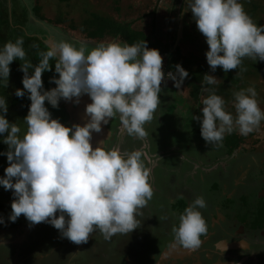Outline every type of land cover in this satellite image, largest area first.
I'll use <instances>...</instances> for the list:
<instances>
[{
	"label": "clouds",
	"instance_id": "9594fccd",
	"mask_svg": "<svg viewBox=\"0 0 264 264\" xmlns=\"http://www.w3.org/2000/svg\"><path fill=\"white\" fill-rule=\"evenodd\" d=\"M186 4L185 12L191 11L206 38L212 72L217 67L224 72L240 69L244 58L264 61V25L253 21L241 0H186ZM23 45V37H18L0 47V82L7 86L11 63L23 61V89L15 95L24 97L27 92L31 101L21 137L18 124L6 118V98L0 96V135L7 133L3 143L8 146L0 155L9 162L0 186L12 190L14 197L9 220L15 222L23 214L32 225L48 223L76 244L86 243L95 231L105 239L131 233L154 195L144 153H122L118 146L107 148L105 141L93 148L92 134L119 115L122 130L142 140L161 103L162 82L171 79L179 89L189 73L178 64L166 77L162 55L146 40L101 42L91 49L61 40L41 52L35 65L27 60ZM53 59L59 76L50 78L56 87L45 90L42 74L52 70ZM204 83L214 85L217 78L205 74ZM204 91L208 95L202 99L201 135L207 144L222 146L226 134L238 131L247 136L264 122L254 86L234 92L235 114L226 110V101L214 89ZM83 94L92 101L85 109L90 119L83 126H65L45 106L47 101L58 108L61 99L76 98L79 103ZM206 206L203 196H197L180 214L173 228L178 245L190 250L201 246L208 226L200 209Z\"/></svg>",
	"mask_w": 264,
	"mask_h": 264
},
{
	"label": "rangeland",
	"instance_id": "374dc122",
	"mask_svg": "<svg viewBox=\"0 0 264 264\" xmlns=\"http://www.w3.org/2000/svg\"><path fill=\"white\" fill-rule=\"evenodd\" d=\"M0 3L3 4L1 7L8 9L9 13L7 14L9 18V31L5 33V35H7L5 39H8L9 41H15L18 37H23L24 39L27 36H37V38H39L40 41H43V44L45 45L47 43L44 41L48 42L51 41V39L53 44L61 40H66L77 46L84 44L89 49L95 47L101 42H122L120 39H112L111 37H105L100 40H92L86 37L88 29L85 24L93 14H96L103 18L112 19L121 24L130 23L132 29L142 31L152 40L159 41L161 45H163V48H171L172 53L178 49L179 54L177 55V53H175V55H177L175 56L176 61L179 64L181 61L193 62L190 64L189 68L194 70L197 76L203 77V84H201L200 81L197 82L199 86L201 85L198 94V101L193 99L189 87L182 85L181 88L177 89L171 79H166L165 82H162V91L164 90V92L170 93L166 97L167 102L165 108L167 113L163 120L164 125L167 127H165V129L159 124L158 133L154 137L153 133L155 130L152 129L153 125L152 122H150L145 126L148 135L139 142L141 148L144 147L146 150L151 149L153 152L161 149H168L166 151L167 155L157 154L154 157L153 164L144 161L146 167L150 169V183L153 187L154 195L146 206V213L141 216V219L138 217L139 227L143 224H149L150 227H154L149 228V230L154 231L148 233V236L156 234L153 239H148L146 249L152 250V246L157 240L158 242L162 241L160 239L161 234L164 235V231L170 232L169 230H166L167 227L163 228V223L165 225L167 221L168 225L172 223L173 226H178L180 214H182L190 204L189 201L186 199L184 200L183 193L176 195L179 193L174 191L177 186H181L182 192L188 193L189 199L192 201L197 196H203L205 201H208L209 208L214 209L216 212L222 210L221 205H223V200L225 198L220 195L218 190L213 192L210 186L212 182L221 178L220 181L224 180L227 184V190L230 191L229 188L232 189L230 184L233 178L232 176L227 175L228 161L231 158L244 160L246 165L250 164L252 169L250 177L252 180H255L261 172L263 173L264 122L261 123L256 131L247 136L240 135L239 132L236 131L238 136L242 137L244 141L230 158L222 155L216 157L215 153H213L215 150L212 148L214 145L205 143L201 133L197 132L196 134H193V130L201 128L202 99L208 95V92L204 91L205 88L214 89L216 94L226 101V110L235 114V108L233 106L234 92L254 86L258 93L257 99L260 103V107L264 110V77L261 76L264 73V69L261 67L259 68L256 65L257 70H255V72H249L246 70L248 65H255L256 62H261V64H263L264 61H254L251 58H244L240 69H232L228 72H224L221 67H217L216 71L212 72L206 59V52L209 50V46L206 43V38L198 30L191 11L185 12V8L187 7L186 0H0ZM241 3L243 4L245 11L253 12L252 19L253 21H256L257 25L264 23V0H241ZM252 3L256 6V8H254L255 10L253 9ZM4 4L6 7H4ZM34 7L36 11L39 10L38 15L41 16L43 21L39 20L34 14ZM180 23H182L181 37L177 39ZM182 34H186V40L184 41H181ZM38 35H41L44 40L38 37ZM175 35L176 39L174 40ZM25 44L27 45V43L24 42V47ZM162 57L163 64H165L168 59L165 54ZM11 65L14 66L13 63ZM15 65L16 67L12 68L13 70L11 74L14 75L16 73L14 76L19 77V79H8L7 86L4 85L5 91L6 88L9 90V95H7V97L11 99L10 101H6L12 103L13 99L15 100V102L13 101V105L8 104L9 107H13V111H7L6 118L10 123L18 124L21 128L19 135L22 137L27 130V124L24 119L29 112L31 101L28 98L29 94L27 92H25L24 97H17L15 95L17 89H23L22 79L24 76V73L18 68L19 63H16ZM163 70H165L164 67ZM245 71L246 73H244ZM32 73L33 70H29V75ZM168 73L169 71L165 74L166 77ZM205 74L214 75L217 78V83L214 85L205 84ZM227 76L230 77L226 79ZM50 78L51 77L47 73L42 74L45 90L53 88L52 83H50ZM236 79L237 81L239 80L237 83L235 82ZM168 102L173 104L170 105ZM163 105L164 102H161L159 106L164 107ZM45 106L48 107L51 112L52 118L58 119L66 126V118L60 114L62 113L60 112L61 105H59L58 108H53L46 101ZM177 110L178 113H181L182 115V121H180L181 119H178L176 117L177 115H175ZM154 117L157 118V116ZM194 117H201V120H199L198 123H195L197 119H194ZM116 120L118 121V124L113 126V130H115L116 135L119 136L121 135L122 130L119 115L116 116ZM154 121L156 123L157 119ZM178 122H184L183 127ZM6 135L7 133L0 135V153L8 151V146L3 143V139ZM130 142L131 140L126 141L123 144L124 147L128 149L130 147V150L133 151L135 146H130ZM167 142H180L181 144L178 147L173 146L174 143L167 145ZM145 149H143V152H145ZM173 152H177V155L173 158L176 160L177 157V161L164 157L173 156L171 155ZM8 166L9 162L7 161L6 155H0V177L5 175V169ZM216 167L220 169L216 172L217 174L214 173ZM198 168H203V170L198 172ZM169 169H172L171 175H173L171 178L174 179L176 183L173 182L172 179L165 177ZM200 179H202L203 184H206L205 189L199 187V183H201ZM170 184H173L175 188L170 197L167 198L165 192ZM1 187L0 218L3 219L4 223H0V233L6 232L8 236H11V239L17 238L21 233V230L18 227L13 230H8V228L5 229L10 224H13V222L9 220V216L12 212L11 203L14 199L12 190L6 191L3 186H0V188ZM157 189L158 193H156ZM242 189H244V187H242ZM173 195H176L174 199ZM178 200H182V203H186L188 206L186 208L178 207L175 212H172L171 206L172 204L174 205V203L176 204V201ZM200 211L206 219L209 229L212 224L211 217L214 214L211 213L212 215H206V208L200 209ZM144 216H146V218H144ZM142 221L143 224H141ZM15 222L19 224H31L23 214L18 217ZM157 231L159 233H157ZM171 231H173V229H171ZM50 233V230L46 229L42 235H40L39 241L43 240L44 243L48 241ZM137 233L136 230L131 232L133 240L137 238ZM129 236V234H117L111 239H105L102 234H99L102 243H100V247L97 249V264H119V261L122 260V258H120V256H110L112 254L111 250L114 248L117 252L123 241H129L128 239L131 237ZM262 239L264 238L261 236L256 240L246 236L248 245L243 250L245 253L242 251L243 253L240 254L239 252L241 250L237 247L238 244L234 243L233 254L243 257L246 255L248 257L246 264H264V243ZM170 241H173L174 243L176 242L175 235H172ZM210 241L213 244L216 240L211 239ZM40 245L41 242L34 247L28 245L32 250L30 251L32 252L30 259L34 262L42 258L40 257L41 253L47 255L48 252L51 251H44V248H40ZM46 245L49 246L48 244ZM54 248L57 251L50 261L59 258V263H65L71 255L70 248L74 249V242L63 237L61 234H58L55 238ZM132 248L142 249V247L135 241L132 244ZM13 250V248L10 249L6 246H0V264H5L2 262L4 261V256ZM34 251L35 253H33ZM58 253H60V256H58ZM253 256H255L256 259L251 263L249 262V258Z\"/></svg>",
	"mask_w": 264,
	"mask_h": 264
},
{
	"label": "flooded vegetation",
	"instance_id": "af4514ba",
	"mask_svg": "<svg viewBox=\"0 0 264 264\" xmlns=\"http://www.w3.org/2000/svg\"><path fill=\"white\" fill-rule=\"evenodd\" d=\"M51 42L53 43L52 39ZM166 64L167 62L163 64V67L165 68L164 71H166L165 74L168 72L166 70ZM162 92H164V90L161 91V93ZM164 94L168 95L169 92L167 93L164 92ZM64 102L65 100L61 99L59 105H61V108H64L63 110L67 112ZM165 105L166 103H164L163 105L164 107L157 108L154 115L157 116V118L154 117V119L151 121L153 125L152 129L155 130V132L153 133L154 137L158 133L159 124L160 126L162 125L164 128L167 127L166 125H164V121H163L165 119L164 117H166L165 114L167 113ZM73 109H77L75 105H73ZM177 113L178 110L175 113V115H177ZM65 117H66V122H65L66 126L71 127L77 124L71 114H69L68 117L67 116ZM155 119H157L156 123L154 121ZM178 123L183 127L184 122L183 123L178 122ZM117 124L118 121L116 120L115 117L112 120H110L107 125H104V130L107 131V135L104 136L102 141H105L106 147L110 149L118 146L122 153L131 152L130 150L131 148L129 147L128 149L124 147L123 144L124 142L131 140L130 146H135L134 150H141L143 152V149L145 148L140 147L139 142L141 140H137L134 139L133 137H130L123 130H121V135L119 136L116 135V131L113 130V126H116ZM173 143L167 142V145H171ZM180 144H181L180 142L179 143L175 142L173 146L179 147ZM167 150L168 149L166 150L161 149L154 152L153 154L151 153L152 151L150 152V150L145 149V152H143L144 161L153 164L154 157L157 154L167 155L166 152ZM171 155L173 156H169V157L164 156V157L171 158L173 161L178 160L177 157L176 160L173 159L177 155V152H173L171 153ZM227 157L230 158L232 156H227ZM214 163H218V162H214ZM201 170H203V168L197 169L198 172H200ZM218 170L220 169L216 167L214 169V173L217 174L216 172ZM251 170L252 169L250 164L246 165V162L244 160H236V158H231L228 161L227 175L232 176L233 178L230 184L232 189L229 188L230 191H228L227 184L225 183L224 180L220 181L221 178H219V180L215 182H212L210 187L213 190V192H216L218 190L220 192V195L224 196L225 199L223 200V205H221L222 210L216 212L214 209L209 208V203L208 201L206 202L207 205L205 207L206 215L208 216L212 214L214 215H212L211 217L212 224L208 229L207 235L201 237L202 244L198 249L196 250L186 249L178 245L176 242L174 243L173 241H170L172 239V235H174V232L171 231V229H173L174 226L172 223L168 225L167 221L165 225L163 223V228L167 227L166 230H169L170 232L164 231L163 232L164 235L161 234L160 236V239L162 241L158 242L157 240L153 244L152 250L146 249V246L148 245V239H153L154 235L156 234L148 236V233L154 231V230H149V228H154V227H150L149 224L144 225L142 221L141 224L143 225L135 229L136 232H138L136 234L137 238L133 240L132 239L133 236H131V233H129V235L131 236V237L129 236L130 237L128 239L129 241L128 242L123 241V243L118 248L119 250L117 252L116 249L112 248L111 250L112 254L110 256L112 257L120 256L122 260L119 261L120 262L119 264H246V261H248V257L246 255H244V257L240 255L239 256L234 255L233 244L234 243L238 244L237 247H239L241 250L239 253L242 254L243 252L245 253V251L243 250L248 245V242L246 241V236L253 238L255 240L259 236L264 238V228L255 229L253 227L255 214L257 213V211H259V206L261 207V203H259L258 201L260 199L264 200V171L263 173L261 172L255 180H252L250 177ZM171 172L172 169H169L165 177L172 179L171 177L173 174L171 175ZM200 180L201 183H199V187L205 189L206 184L202 183L203 182L202 179ZM172 181L176 183L174 179H172ZM168 187L169 188H167L165 192L167 198L170 197V195L173 193V189L175 188V186L173 184L172 185L170 184L168 185ZM242 187H244V189H242ZM174 191L179 192L176 195L183 193L184 200L186 199L190 203L192 202V200L189 199V194L186 192L185 193L182 192L181 186H177V188H175ZM156 193H158V189L156 190ZM176 195H173V199L176 197ZM187 206L188 205L186 203H182V200H178L176 201V204L175 203L174 205L172 204L171 206L172 212H175L176 208L178 207L186 208ZM57 216H59V212L57 213ZM144 218H146V216H144ZM16 227H18L21 230V233L19 236H17V238L11 239V236H8L6 232L5 234L0 233V246H6L9 247L10 249L12 248L14 249L13 250L14 252L13 251L9 252L7 253V255L4 256L3 258L4 261L2 262L5 264H97L96 262V256L98 251L97 249H99L100 243H102L98 231H95L92 234H90L89 239L86 243H81V244L74 243V249L70 248V253H71V255L69 256L70 260L68 258L67 262L59 263L58 262L59 258L50 261L57 251L54 248V246H55L56 236L58 234H61L58 229L45 222H41L39 224H34V225L32 224L28 225V223L27 224L13 223L7 226L5 229L8 228V230L9 229L13 230ZM25 229L26 230L31 229V230L26 232ZM46 229L50 230L51 233L48 236L49 238L48 241L44 243L43 240L41 241L39 240H40V235H42V233ZM157 233L159 232L157 231ZM211 239H214L216 241L212 244L210 241ZM134 241L137 242L142 247V249L132 248L131 244H133ZM262 241L264 243V239H262ZM40 242H41L40 248H44V251L51 250L48 252V254L51 255L48 254L43 255L41 253L40 257L42 258L34 262L30 259L32 255L31 254L32 252L30 251L32 250L28 247V245L34 247L35 245L37 246ZM46 244H48L51 247L47 246ZM224 248L226 249L225 251ZM33 253H35V251ZM58 256H60V253H58ZM255 259H256L255 256L250 257L249 262L252 263Z\"/></svg>",
	"mask_w": 264,
	"mask_h": 264
},
{
	"label": "trees",
	"instance_id": "16d2710c",
	"mask_svg": "<svg viewBox=\"0 0 264 264\" xmlns=\"http://www.w3.org/2000/svg\"><path fill=\"white\" fill-rule=\"evenodd\" d=\"M5 4H6V2H5ZM5 4H4V7H6ZM1 6H3V4L0 3V47H3V45L9 41L8 39H5V37L7 36V35H5V33L9 31L8 30L9 18L7 15L9 13H8V9L2 8ZM252 6H253V9L256 8V6L253 3H252ZM183 8H184V6H183ZM33 12L39 20L43 21L41 16L38 15L39 10L36 11V9L34 7ZM246 12L251 18H253V16H252L253 12L252 11H246ZM254 22L256 23V21H254ZM263 24H261V25H263ZM85 25H87V29H88L86 37L89 39L100 40V39H103L105 37H111L112 39H120L122 42H126L128 44H135V43L141 42L143 40H146L147 46L150 49H158L161 55L166 54V57L168 59L167 64H166V70L167 71L175 72L176 65L179 64L175 58V56H177L179 54L178 49H176L172 53L171 48H166V47L163 48V45H161V43L159 41L152 40L149 36L144 34V32H142V31H136V30L132 29L130 23L129 24H121V23L116 22L112 19L103 18L101 16L93 14L90 17V19L86 22ZM38 37H40L44 40V38L41 37V35H38ZM48 38H47V40H48ZM24 39H25L24 42L27 43V45L25 44V47H24V49L27 53V57H26L27 60L30 59L34 65L38 64L40 59H42V57L40 56V53L48 51L49 48L45 44H43V41H40V39L37 38V36H32V37L27 36ZM175 39H176V35L174 36V40ZM184 40H186V34L185 35L182 34V40L181 41H184ZM175 53H177V55H175ZM12 63L14 64V66L10 65V69H11L10 74L12 73V70H13L12 68L16 67V65H15L16 63H19L18 68L21 70V64L23 63V61L14 60ZM50 63H51L52 70L51 71H45L44 73H47L51 78L53 76H56L58 78L59 74L55 72L56 60L53 59L50 61ZM192 63H191V61H181V63L179 65H181L189 73L188 77L184 80L183 85L190 88V93L193 96V99L198 101V94H199V91L201 89V85L199 86L197 84V82L200 81V83L203 84V77L197 76L195 74L194 70H191L189 68L190 64H192ZM256 65H257V67H259V68L261 67L264 69V63L261 64V62H256L255 65L254 64L248 65L246 70H248L249 72H255V70H257ZM32 70L34 71V69H32ZM18 73H21V72H18ZM244 73H246V71ZM14 75L11 74L9 76V79H12V78L19 79V77L14 76ZM18 76H21V75H18ZM254 76H256V75H254ZM261 76L264 77V73ZM228 77H230V76H227L226 79H228ZM238 81L236 79L235 82L237 83ZM4 85L5 84L3 82H0V96H5L6 100L10 101L11 99L7 97V95H9V93H8L9 90L6 88V91H5ZM52 86H53V88L56 87V85L54 83H52ZM166 97H167V95H165L164 92H162L160 94L161 102L166 103L167 102ZM13 98H17V97H13ZM13 101L15 102L14 99H13ZM13 101H12V103H9L6 101L7 106H8V112L13 111V109H12L13 107H9V105H8V104L13 105ZM168 104L172 105L173 103L168 102ZM158 108H162V107L158 106ZM63 109L64 108H60V112H62L60 114L63 115V117H65V116L68 117L69 114L66 111H64ZM176 117L178 119H181V121H182L181 113H177ZM198 122H199V120H196L195 123H198ZM197 132L201 133V128L193 130V134H196ZM193 141H195V140H193ZM243 141H244V139L242 137L238 136V134L236 132H233L232 134H226L224 139H223L222 146H212V148L215 150V152H213V153H215L216 157L217 156L219 157L220 155L232 156L239 149V147L243 143ZM205 143H206V141H205ZM0 189H2V187ZM258 202L261 203V207L259 206V211H257V213L255 214L253 227L255 229H263L264 228V200L260 199ZM262 205H263V208H262ZM7 209H9V208H7ZM13 223H17V222H13Z\"/></svg>",
	"mask_w": 264,
	"mask_h": 264
},
{
	"label": "water",
	"instance_id": "95a60500",
	"mask_svg": "<svg viewBox=\"0 0 264 264\" xmlns=\"http://www.w3.org/2000/svg\"><path fill=\"white\" fill-rule=\"evenodd\" d=\"M181 30H182V23H180L177 39H179L181 37ZM46 43H47L46 45H47V47L49 49L53 45V43L51 41H48ZM75 100H76V98H73L72 100H68V101L65 100V102H64L65 104L64 105L66 107L67 112L69 114H71L72 117L74 118L75 122L77 124H80L81 126H83L90 119V117L86 114V110L85 109H86V106L88 104H90L92 101H91L90 96L87 95V94H83L79 98V103H76ZM73 105H75L77 109H73ZM106 135H107V131L104 130V124H102L101 132H99V133L93 132V134H92L91 143L93 145V148H95L97 146L98 142L102 141V139ZM29 230H31V229L26 230V232L29 231ZM3 234H4V232H3Z\"/></svg>",
	"mask_w": 264,
	"mask_h": 264
},
{
	"label": "crops",
	"instance_id": "0c3cea01",
	"mask_svg": "<svg viewBox=\"0 0 264 264\" xmlns=\"http://www.w3.org/2000/svg\"><path fill=\"white\" fill-rule=\"evenodd\" d=\"M126 150V149H125ZM150 152H151V149H150ZM151 153H153L154 154V152L152 151ZM143 211H142V215L144 214V213H146V211H147V207L146 208H144V209H142ZM142 215H140L139 217L141 218V216ZM133 232V231H132ZM3 234V233H2ZM4 234H5V232H4ZM132 245V244H131Z\"/></svg>",
	"mask_w": 264,
	"mask_h": 264
}]
</instances>
